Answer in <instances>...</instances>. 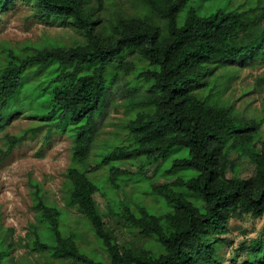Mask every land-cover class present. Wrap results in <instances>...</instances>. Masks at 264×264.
I'll list each match as a JSON object with an SVG mask.
<instances>
[{
	"label": "trees",
	"instance_id": "16d2710c",
	"mask_svg": "<svg viewBox=\"0 0 264 264\" xmlns=\"http://www.w3.org/2000/svg\"><path fill=\"white\" fill-rule=\"evenodd\" d=\"M23 1L41 18L69 25L84 39L47 48L4 43L0 128L30 100L49 132L73 136L68 206L83 215L102 253H88L75 231L63 232L60 210L40 200L39 188L44 225L41 233L31 226L28 248L75 264H226L231 223L264 217V115L239 118L212 103V86L206 96L196 90L221 64L264 59L263 0H215L222 6L211 14L200 5L213 0H131L138 11L128 17L110 15L109 0ZM15 2L0 0V11ZM113 99H119L125 116L124 135H117L99 160L109 168L110 189L123 190L128 179L123 162L150 163L138 174L155 208L130 202L116 214L129 234L146 241L139 248L109 231L95 199L103 190L80 167ZM35 132L7 137L0 160ZM250 144L259 149L250 150ZM245 155L252 166L249 177L241 171ZM158 162L149 177L145 171ZM10 253L0 236V264ZM229 258L241 264L264 261V228Z\"/></svg>",
	"mask_w": 264,
	"mask_h": 264
},
{
	"label": "rangeland",
	"instance_id": "374dc122",
	"mask_svg": "<svg viewBox=\"0 0 264 264\" xmlns=\"http://www.w3.org/2000/svg\"><path fill=\"white\" fill-rule=\"evenodd\" d=\"M207 3L200 5V9L206 14L215 13L222 6L217 5L215 0ZM107 7L110 11L108 13L113 16L128 17L138 11L131 0H109ZM83 39L82 34L71 26L41 18L37 11L23 0H17L14 5L0 11V51L4 43L14 48H47L53 43L71 46ZM206 79V84L199 86L196 92L206 96L212 86V103L231 109L232 114L239 118L251 119L264 115V59L248 57L236 63L221 64ZM36 106L37 103L26 100V105H22L25 110L14 114L6 125L0 128V156L7 149V137H22L29 130L36 131L34 135L29 134L20 145L15 146L11 155L0 160V236L4 246L11 249L5 264H75L70 260H53L48 253H39L28 248V243L33 238L32 235L28 237L31 226H35L41 233L44 225L42 214L37 209L39 188L40 200L47 206L60 210L63 232L69 234L75 231L81 237L82 245L88 253H102L94 234L86 226L83 215L76 207L68 206L65 183L75 146L73 136L69 132H49L45 128L44 120L34 114L37 112ZM124 116L119 99H113L106 117L96 126L88 155L80 167L89 171L90 179L103 190V194L98 192L95 199L98 213L109 231L120 238L119 240L139 248L146 241L129 234L123 226V220L116 214L130 202H141L150 209L155 208V198L145 194V181L140 179L138 174L141 167L150 163L147 165L141 159L135 164L123 162L120 169L129 180L121 183L122 191L110 189L109 168L99 164L100 158L111 151L116 136L124 135ZM254 148L258 150L259 146L249 145L250 150ZM248 158V155H245L240 161L244 177H249L252 172ZM161 164L162 162L154 165L151 163L145 173L149 177L153 176ZM229 175L234 176L232 171ZM179 176L186 175L181 173ZM160 180L163 182V179ZM231 226L229 236L233 242L224 250L226 264H241V259L238 263L228 261L229 256L246 240L260 234L264 228V217L248 219L247 222H232ZM259 264H264V261Z\"/></svg>",
	"mask_w": 264,
	"mask_h": 264
}]
</instances>
